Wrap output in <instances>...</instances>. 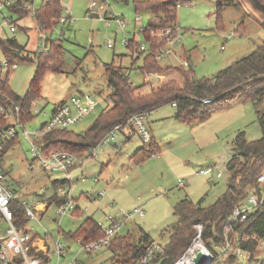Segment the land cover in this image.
<instances>
[{
	"label": "rangeland",
	"instance_id": "rangeland-1",
	"mask_svg": "<svg viewBox=\"0 0 264 264\" xmlns=\"http://www.w3.org/2000/svg\"><path fill=\"white\" fill-rule=\"evenodd\" d=\"M8 1L0 9V39L13 37L24 47V50L17 51L19 60L14 61L17 65L12 69L2 65L8 57L0 49V79L8 75L11 91L25 94L37 66L34 57L45 46L44 37L60 39L63 48L60 61L58 59L41 74L40 96L31 104L32 117L22 122L26 132L39 131L54 105L67 102L70 96L89 95L97 102L95 110L69 126L77 133L86 130L109 102L110 88L104 74V63L113 62L124 67L133 86L144 92L149 86L172 79L180 80V74L169 69L167 72L150 71L159 77L150 76L145 81L144 73L139 69L142 56L135 59L134 54L132 57L130 48L123 43V38H132L147 46L139 30L148 22L149 14L136 11L134 0H102L105 10L95 8L97 14L89 11L90 0H61L62 16L69 13V17L64 23H56L52 29L43 31L38 30L32 13L42 0H32L29 12L23 16L10 10ZM216 5L217 0H190L176 8L175 23L179 31L173 46L175 55L158 60L159 65H179L187 59L196 77L211 78L218 70L257 48L264 39L262 14L252 9L246 0H241L237 6H224L220 12ZM110 14L126 22L125 27L120 28L114 19H106ZM137 16L139 19L135 22ZM3 18L6 23H3ZM9 22L14 23V31L9 30ZM38 31L40 37H37ZM107 43L113 46L108 47ZM26 56L32 59L20 60ZM209 107L208 112L198 111L195 122L188 124L173 117L175 109L171 103L164 104L147 116V125L159 146L154 156L140 163L131 160L129 148L141 140L134 135L131 141L121 143L120 131H117L116 151L113 149L114 141L110 142L95 156L79 164L81 168L71 169L69 177L60 171L49 173L33 157L31 141L16 125L14 144L0 156V171L6 173V181L14 189L15 196L30 202H48L49 197L57 192L53 180L65 178L68 182L61 188L68 192L74 206L71 213L59 215L56 203L51 201L39 219H28L17 225L32 236L44 239L50 249L54 248V241L63 244L67 255L62 264L74 255L82 264H112L113 252L109 246L88 253L80 249L81 242L78 237H73V232L87 216L107 225L105 214L141 207L143 216H134L120 229L119 235L133 233L136 239L140 227L149 234L151 241L165 247L169 240V228L177 220L173 212L174 203L188 198L202 206L211 204L226 189L229 172L225 163L235 152L234 136L238 131H243L248 140L261 136L252 101L230 105L215 102ZM0 116L4 118V125L0 126L16 120L15 112L8 109L0 112ZM30 138L34 145L38 143L32 135ZM87 154L86 150L80 156ZM207 167L211 168L208 173H199L200 169ZM218 171L221 172L219 177L216 176ZM178 179L184 182L181 186ZM99 192L102 194L98 195ZM246 197L247 194L240 203ZM60 198L63 199L61 194ZM4 229L5 221L0 217V234ZM258 248L263 250V244H259ZM55 262L56 257H53L51 264ZM259 262L264 264V253L256 261L226 255L217 259L215 264Z\"/></svg>",
	"mask_w": 264,
	"mask_h": 264
},
{
	"label": "trees",
	"instance_id": "trees-1",
	"mask_svg": "<svg viewBox=\"0 0 264 264\" xmlns=\"http://www.w3.org/2000/svg\"><path fill=\"white\" fill-rule=\"evenodd\" d=\"M23 1L27 0H15L8 7L20 13L26 9ZM187 1L190 0H134L136 11H146L149 14L147 28L142 27L139 30L147 42V50H140L138 46L142 41H135L132 38L128 39L126 44L131 53L136 54L135 59L142 56V64L139 67L141 72H167L173 69L180 74V81L172 79L161 82L156 86H149L145 92H140L138 86H133L129 73L124 67L117 66L113 62L104 63V74L110 88L109 102L87 129L77 133L69 127L57 128L43 134L36 141L44 153L52 150H65L80 154L91 148L115 124L124 123L130 115L138 111H151L164 104L173 103L174 116L192 124L197 118L195 115L198 111L208 112L209 105L215 102L230 105L235 102L252 101L261 136L248 140L243 131H238L234 136L235 152L225 163L229 172L226 189L211 204L202 206L188 198H181L174 203L173 212L177 220L169 228L168 243L165 247L162 246L163 250L158 254L156 264H170L184 251L195 234L194 224L197 222L202 224V237L205 243L210 249H214V245L222 239L223 226L231 210L241 204L242 198L249 191L258 197L264 191L263 186L256 180L257 175L264 168V39L252 53L231 62L218 70L211 78L196 77L190 65L187 68L181 64L161 66L157 63L154 52L157 46L164 42L152 38L150 30L175 21L177 3ZM246 1L252 9L262 14L261 25L264 28V0ZM240 2L241 0H217L216 9L220 12L224 6H237ZM61 12L60 0H42L41 5L32 11L41 31L52 29V25L59 21ZM44 42V49L37 52L34 57L37 66L24 95L11 91L8 85V75L0 79V107L14 111V107L19 106L18 120L20 122L32 117L31 104L35 98L40 96L39 80L43 70L51 68L50 65L56 63L58 59L60 61L63 54L60 39L46 37ZM0 49L10 61L19 60L17 51H20L21 47L15 38L0 40ZM31 59L26 56L20 60ZM204 99H210V101L204 102ZM54 106L56 109L58 104ZM3 122L4 118L0 116V125H4ZM15 139L16 136L5 142L0 156L10 145L14 144ZM152 153H156L153 136L149 142L142 144L133 156L142 160ZM66 181V179H54L52 184ZM11 206L14 212L13 221L16 224L27 220L19 203L12 202ZM102 235L103 232L90 216L84 218L73 232V237H79L82 242ZM230 235L236 238L238 245L246 252L247 261L258 260L259 256L264 253V249L258 248L259 244L263 243L264 246V203L254 208L246 220L235 226ZM136 237V239L133 237V233H126V235H119L112 239L108 245L113 252L112 264H133L144 252L151 242L149 234L139 227ZM231 257L238 258L235 255Z\"/></svg>",
	"mask_w": 264,
	"mask_h": 264
},
{
	"label": "built area",
	"instance_id": "built-area-1",
	"mask_svg": "<svg viewBox=\"0 0 264 264\" xmlns=\"http://www.w3.org/2000/svg\"><path fill=\"white\" fill-rule=\"evenodd\" d=\"M5 1L0 0V9L2 4L6 3ZM13 1L14 0H9L8 3H12ZM180 4L181 3H177V7ZM95 8L99 11L105 10L104 2L102 0L98 2L97 0H90L89 11L91 14H97V12L94 11ZM67 17H69V13H67L66 16H62L61 14L59 22L64 23ZM106 19H114L120 28H124L126 25V22L113 14H110L109 17H106ZM138 19L139 17L137 16L135 18V22ZM6 22L7 20L3 18V23ZM142 27L147 28V25ZM9 30L14 31V23L9 22ZM178 31L179 29L175 21H172L166 26L150 30V36L152 38L163 40L164 42L163 44L158 45L154 52L156 60H161L163 57L170 56L172 54L175 55L173 46L175 42H177ZM45 38L46 37L43 38V41ZM123 43L127 44L128 39L123 38ZM107 46L112 47L113 44L107 43ZM138 48L142 51L147 50V47L142 42ZM42 49H44V47ZM2 65L8 66L12 69L15 68L17 64L14 61L5 59L2 62ZM181 65L184 68H187L189 63L187 60L183 59ZM150 76H154L156 79L159 77L157 73L154 74L152 72H144V79L146 81L150 79ZM203 101L209 102L210 99H204ZM96 104L97 102L95 98L89 95L71 96L67 102L58 105L50 117L41 126L40 130L34 133L26 132L23 129L22 122L18 120L20 108L19 106H15L13 112L16 114V120L14 123L6 126H0V152L5 142L17 135L15 126L19 125L23 129L24 137L29 139L32 143L31 153L33 157L36 158L49 173L60 171L66 177H69L71 169L79 164H82L89 157L95 156L98 150L108 145L111 141L116 140L117 131H121L123 129L133 131L138 135L142 144L149 142L152 137V133L147 125V116L151 111H138L130 115L124 123H117L109 131L104 133L88 150V154L84 157L80 156V154L65 150H52L48 153H44L38 148L37 144L34 145V142L30 138L31 135L33 138L39 139L43 136V134L51 130L69 127L84 115H87L95 110ZM0 112H5V110L0 107ZM113 149L116 151L117 146L114 145ZM154 155L155 153L150 154V156ZM210 170V167L203 168L199 170V173L206 174ZM220 175L221 172L218 171L216 176L219 177ZM256 180L263 186L264 190V168L257 175ZM177 182L180 186L184 183L181 179H178ZM101 194L102 192H99L98 195ZM61 195L63 196V199H61L57 205L56 212L59 215L71 213L74 209L72 198L68 195V192L64 190H61ZM15 201L22 207L23 214L27 220L37 218L35 206L26 199H18L15 196L14 189L7 183L5 174L0 171V217L6 223L3 234H0V264H51L53 257H56L55 264H62V261L67 255V250L64 248L65 246L63 244L58 241H54V248L50 249L46 241H43L40 246L36 243L38 240L37 237L34 235L32 236L25 229L21 230L13 221L14 212L11 204ZM262 203H264V191L260 197L256 196L255 193H248L245 201L240 205H236L226 218L222 230V239L214 245V249H210L202 237V224L200 222L195 223V234L193 235L191 242L170 264H196L194 257L198 252H203L207 256L208 259L205 261V264H215L217 259L226 255H235L238 258L246 259V252L238 245L236 238L230 234L237 224L246 220L254 208ZM134 216H143L141 207H134L128 211L119 210L116 214H105L107 225H104L101 222L97 223L100 230L103 232V235L98 238L89 239L87 242H82L78 237L77 240L81 242L80 249L89 253L96 249L108 247L112 239L119 233L120 229L127 222L133 219ZM162 250L161 245L157 242L151 241L145 248L144 252L134 261L133 264H156V258ZM66 264L82 263L76 258V255H74Z\"/></svg>",
	"mask_w": 264,
	"mask_h": 264
},
{
	"label": "crops",
	"instance_id": "crops-1",
	"mask_svg": "<svg viewBox=\"0 0 264 264\" xmlns=\"http://www.w3.org/2000/svg\"><path fill=\"white\" fill-rule=\"evenodd\" d=\"M15 2V0L12 2V3H14ZM31 2H32V0H27V1H23V5H24V8H26V9H24L23 11H21L20 13H18L19 15H21V16H23V15H25V14H27V12H29V10H30V7H29V5L31 4ZM12 3H10V4H12ZM60 4H61V0H60ZM41 5V4H40ZM39 5V6H40ZM62 6V5H61ZM38 8V7H37ZM36 9V8H35ZM34 10V9H33ZM61 14H62V12H61ZM262 18V17H261ZM57 23H59V21L57 22ZM56 24V23H55ZM55 24H53L52 25V27L55 25ZM37 28V27H36ZM39 30V29H38ZM39 31H41V30H39ZM39 31H38V33H37V37L39 36L40 37V35H39ZM55 39H58V38H55ZM0 40H4V39H0ZM20 47H21V49H23L24 47L23 46H21L20 45ZM20 49V50H21ZM24 50V49H23ZM133 53H131V56L133 57ZM131 57V58H132ZM185 60H187V59H185ZM15 61V60H14ZM188 61V60H187ZM188 63H189V61H188ZM181 64V63H180ZM180 80H181V77H180ZM180 80H178V81H180ZM146 81V80H145ZM140 92H144L143 91V89H141V88H139L138 89ZM71 97V96H70ZM171 105L174 107V109H175V106H174V104L173 103H171ZM163 106V105H162ZM162 106H160V107H162ZM54 107L55 106H53V108H52V110H51V114L54 112ZM160 107H158V108H156V109H153V110H151V111H155V110H157V109H159ZM174 113H175V111H174ZM174 113H173V117H175L174 116ZM50 114V115H51ZM50 117V116H49ZM176 118V117H175ZM178 119V118H177ZM137 136L138 137V135L137 134H135L134 132H131L130 130H126V129H123V130H121L120 131V137H121V139H120V141H121V143H126V142H129V141H131L132 140V138H133V136ZM152 136H153V134H152ZM153 140L155 141V138H154V136H153ZM115 141L116 140H114V145H115ZM112 142V141H111ZM142 146V142H140V143H136L133 147H130L129 148V158L131 159V160H133V161H135V162H137V163H140L142 160H144L145 158H147V157H149V156H147V157H145V158H143L142 160H138L135 156H133L134 155V153L140 148ZM104 148V147H103ZM102 148V149H103ZM90 149V148H89ZM88 149V150H89ZM159 149V146H158V144H157V142L155 141V151H157ZM87 150V151H88ZM85 152V151H84ZM83 153V152H82ZM81 154V153H80ZM2 155V154H1ZM82 165V164H81ZM81 165H77V166H75L76 168H81ZM74 167V168H75ZM4 174H5V178H6V173L5 172H3ZM68 182V180L65 182V183H56V184H53V186H55L56 188H57V192L55 191V193L52 195V196H50L49 197V201L48 202H45V201H35V202H31L34 206H35V209H36V213H37V218L36 219H39L40 218V215L41 214H43L46 210H47V207L50 205V202L51 201H54L55 203H56V205H58V202H59V200H60V194H61V190H63L61 187H63L66 183ZM180 186V185H179ZM59 188H61V190H59ZM56 208H57V206H56ZM77 210V207L75 208V210L74 211H76ZM88 217V216H87ZM137 217H139V216H137ZM86 218V217H85ZM104 218H105V216H104ZM96 223H98V222H96ZM98 225V224H97ZM5 226H6V223H5ZM5 230V229H4ZM35 237H37L36 235H34ZM117 236H119V233L115 236V237H117ZM114 237V238H115ZM38 238V240L36 241V243L38 244V245H40L41 246V244L43 243V241H45L44 239H42V238H40V237H37ZM47 243V242H46Z\"/></svg>",
	"mask_w": 264,
	"mask_h": 264
},
{
	"label": "water",
	"instance_id": "water-1",
	"mask_svg": "<svg viewBox=\"0 0 264 264\" xmlns=\"http://www.w3.org/2000/svg\"><path fill=\"white\" fill-rule=\"evenodd\" d=\"M207 259V256L203 252H198L194 257V261L196 262V264H205V261Z\"/></svg>",
	"mask_w": 264,
	"mask_h": 264
}]
</instances>
